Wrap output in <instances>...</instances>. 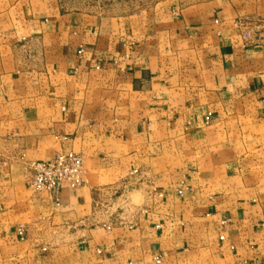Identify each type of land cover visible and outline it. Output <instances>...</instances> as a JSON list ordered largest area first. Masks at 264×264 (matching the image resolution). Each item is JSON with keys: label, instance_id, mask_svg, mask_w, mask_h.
Listing matches in <instances>:
<instances>
[{"label": "crops", "instance_id": "1", "mask_svg": "<svg viewBox=\"0 0 264 264\" xmlns=\"http://www.w3.org/2000/svg\"><path fill=\"white\" fill-rule=\"evenodd\" d=\"M256 15L0 0V264H264ZM67 152L86 184L31 191L28 163Z\"/></svg>", "mask_w": 264, "mask_h": 264}, {"label": "built area", "instance_id": "2", "mask_svg": "<svg viewBox=\"0 0 264 264\" xmlns=\"http://www.w3.org/2000/svg\"><path fill=\"white\" fill-rule=\"evenodd\" d=\"M27 176L31 191L51 194L57 201L64 187L76 190L86 184L83 156L75 152L57 154L51 161L29 162Z\"/></svg>", "mask_w": 264, "mask_h": 264}, {"label": "rangeland", "instance_id": "3", "mask_svg": "<svg viewBox=\"0 0 264 264\" xmlns=\"http://www.w3.org/2000/svg\"><path fill=\"white\" fill-rule=\"evenodd\" d=\"M196 0H81L82 4L100 13L105 12H141L158 9L166 3L174 6H184ZM238 28L249 40L264 41V17L252 16L242 18ZM210 117L207 119L209 120Z\"/></svg>", "mask_w": 264, "mask_h": 264}]
</instances>
